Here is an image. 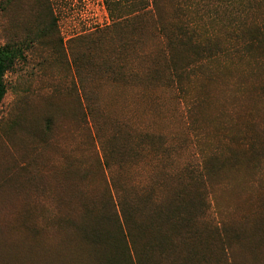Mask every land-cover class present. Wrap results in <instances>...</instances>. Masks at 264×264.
<instances>
[{"label": "rangeland", "instance_id": "rangeland-1", "mask_svg": "<svg viewBox=\"0 0 264 264\" xmlns=\"http://www.w3.org/2000/svg\"><path fill=\"white\" fill-rule=\"evenodd\" d=\"M124 1L0 0V47L18 52L0 105V227L39 240L7 264L63 263L75 234L95 251L76 264H131L121 220L141 264H264V0H176L187 40L152 22L175 0L127 22ZM205 207L223 237L198 221ZM86 216L103 222L94 244Z\"/></svg>", "mask_w": 264, "mask_h": 264}, {"label": "trees", "instance_id": "trees-1", "mask_svg": "<svg viewBox=\"0 0 264 264\" xmlns=\"http://www.w3.org/2000/svg\"><path fill=\"white\" fill-rule=\"evenodd\" d=\"M124 2L126 3L125 9L127 10V14L124 17L126 18L125 21L127 22L128 19L133 14H134V17H137V18H142L144 16L152 15V11L147 10V8L151 5V3L154 4L155 0H125ZM120 3H121V0H118V2L115 3V5H118ZM174 4L177 9L174 13L169 15V18L166 15L163 17L160 16V18L158 16L155 17L156 14H154L153 18L155 20H152V22L154 25H158L161 30L165 32H168L169 30H171V32L178 34V36L181 37V39L187 40L192 37V32L191 30H189L188 25L185 20V18L187 17V14L184 8H182L181 2H176L175 0ZM112 17H113V14H112ZM176 20L178 22L175 23ZM171 32L169 34H171ZM200 49L204 51L205 46L202 44V47ZM17 58H18L17 51L13 50L9 46L0 47V105L7 91L5 80H4L5 75L13 67L15 60ZM192 63H194V61L189 62L188 64L181 67L180 69H176L174 72L175 77L179 79L182 76L185 77V76L191 75L193 71L190 70L189 67H191ZM208 210L209 208L207 209L206 207L203 208L202 214L200 216L198 214V221L203 225V227H205V229L209 230L210 233L223 237V233H224L223 228L225 227V223L221 220L216 224L215 219L212 218L210 214H207ZM180 220L183 221V216L181 217ZM102 223L103 222H101V220L96 216H93V217L86 216L85 224H83L81 226V229L79 230L80 232L83 233V235L85 236L87 240H89L92 244H94L91 240L98 241L101 239V236L103 235ZM120 223H121L120 228L122 230L121 232H122L123 241H124L123 246H124L125 253L129 257L130 263L131 264H141V261L138 257V253H137V250L135 249L133 240L132 238L131 239L129 238V232L127 231V228H126L128 226V223H127V226H126L125 220L124 222L121 220ZM151 224L152 226H154V223H151ZM177 231H178L177 227H174V226H172L169 230V232H172L173 234L174 233L177 234ZM160 234H162V232H160ZM72 235L74 236L73 233ZM188 235L189 237H191L192 232L188 231V234L182 236V239L183 240L188 239ZM75 236L74 237L77 240H75L73 237L68 238L69 242L75 243V245L72 246V253L69 255V257L62 260L63 263H60V264H76L74 261L81 260L80 256H83V255H85V258H87V260L93 258L91 256H92V253L95 251L92 249V247L88 245L87 242L80 241L79 237L76 234ZM167 237H168L167 233L162 234L161 235L162 240H159V242L156 243V245H160L163 247L164 243L167 240ZM20 240L21 242L19 243V238L15 236V232L14 233H8V232L4 233L3 228L0 227V264L8 263L6 259V255L12 250L16 248H21L22 245L25 246L26 248H30L33 245L37 244V242L39 241L38 238H33V237L29 242H28V239L27 240L20 239ZM82 240H85L84 237L82 238ZM65 243L66 242L62 240L55 241L53 245L56 249H53L54 250L53 252H56V254L61 253L60 247ZM96 247H99L98 243L96 244V246H94L95 250H96ZM150 248L151 247H149L148 250L152 249ZM50 249L52 248L50 247ZM100 264H112V263L109 261H105V258H104V261H101ZM115 264H118V262H115Z\"/></svg>", "mask_w": 264, "mask_h": 264}]
</instances>
